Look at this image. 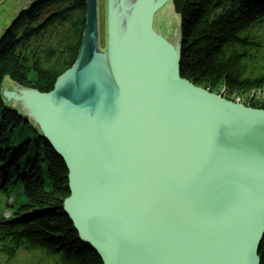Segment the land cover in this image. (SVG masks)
<instances>
[{
	"label": "water",
	"instance_id": "water-1",
	"mask_svg": "<svg viewBox=\"0 0 264 264\" xmlns=\"http://www.w3.org/2000/svg\"><path fill=\"white\" fill-rule=\"evenodd\" d=\"M171 1L105 0L101 49L98 0H86L77 58L53 90L9 83L1 97L62 159V211L102 264H260L264 110L181 79Z\"/></svg>",
	"mask_w": 264,
	"mask_h": 264
},
{
	"label": "trees",
	"instance_id": "trees-1",
	"mask_svg": "<svg viewBox=\"0 0 264 264\" xmlns=\"http://www.w3.org/2000/svg\"><path fill=\"white\" fill-rule=\"evenodd\" d=\"M172 0L182 25L180 77L206 91L264 110V46L252 29L264 22V0ZM86 0H45L21 14L0 38V150L24 142L7 163L0 151V180L12 197L0 209V264H102L83 246L63 213L67 171L36 128L6 107L3 84L50 93L77 58ZM225 93V94H226ZM234 100H230V98ZM8 211L6 218L4 209ZM264 264V239L259 248Z\"/></svg>",
	"mask_w": 264,
	"mask_h": 264
},
{
	"label": "rangeland",
	"instance_id": "rangeland-1",
	"mask_svg": "<svg viewBox=\"0 0 264 264\" xmlns=\"http://www.w3.org/2000/svg\"><path fill=\"white\" fill-rule=\"evenodd\" d=\"M9 2H11V5L10 7H7L5 4L4 7H1L3 5H1L0 7V35H1V32L4 30V28L8 27L11 23V21L13 20L14 18V12L15 11H18V9L21 7V6H24L26 3V1L28 0H8ZM104 4H103V0H101V4H100V9H101V16H100V20H101V23H100V27H99V36H100V40H99V46L101 49L104 48V37H103V21H102V8H103ZM29 6H24V9L27 8ZM23 10V8L21 9ZM171 8H167V9H164V12L159 15L160 18H164V16L166 15H170L171 14ZM3 87H6V90H8L9 92H13V89L14 87L11 86V84L9 83H6V84H3ZM226 93V92H225ZM223 93L222 96H229L227 93L225 94ZM250 97L254 96L255 98H258V97H263L264 96V91L262 92H256V93H250L249 94ZM237 99V98H236ZM230 100H234V98H230ZM8 106L11 107V109L13 111H17L19 112L18 110L15 109V107L12 105V103L8 102ZM20 114V112H19ZM21 115V114H20Z\"/></svg>",
	"mask_w": 264,
	"mask_h": 264
},
{
	"label": "flooded vegetation",
	"instance_id": "flooded-vegetation-1",
	"mask_svg": "<svg viewBox=\"0 0 264 264\" xmlns=\"http://www.w3.org/2000/svg\"><path fill=\"white\" fill-rule=\"evenodd\" d=\"M2 1H3V0H0V2H2ZM5 5H6L7 7H10V6H11V2L8 1V2H6ZM5 5H3V6H1V7H4ZM1 7H0V8H1Z\"/></svg>",
	"mask_w": 264,
	"mask_h": 264
},
{
	"label": "bare ground",
	"instance_id": "bare-ground-1",
	"mask_svg": "<svg viewBox=\"0 0 264 264\" xmlns=\"http://www.w3.org/2000/svg\"><path fill=\"white\" fill-rule=\"evenodd\" d=\"M252 2H253L252 0H247V4H250L252 5V7H255V5ZM9 156H12V155H9Z\"/></svg>",
	"mask_w": 264,
	"mask_h": 264
}]
</instances>
